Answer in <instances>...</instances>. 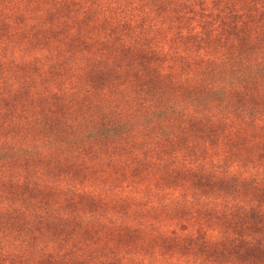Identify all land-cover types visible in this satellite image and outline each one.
Wrapping results in <instances>:
<instances>
[{
	"label": "rangeland",
	"instance_id": "1",
	"mask_svg": "<svg viewBox=\"0 0 264 264\" xmlns=\"http://www.w3.org/2000/svg\"><path fill=\"white\" fill-rule=\"evenodd\" d=\"M149 5L152 18L168 25L165 37L174 45L193 52L197 58L182 60L177 67L195 72L198 80L206 82L207 91L215 93V97H196L205 108L215 109L214 118L207 117L206 122L199 125L201 130L193 132L196 151H203L205 155L218 153L228 145L237 151L241 139H251L256 153H264V126L247 128L236 124L235 121L247 117L248 112L240 109L242 106L232 96L233 92L243 91L240 83H247L250 88L262 87L260 94L264 95V64L255 72L239 70L243 67L242 58L264 54V39L261 46H250L248 32L242 29L241 47L236 52V42L231 36L244 18L237 9L243 12L249 7L256 8L257 13H261L260 20L264 21V0H212L211 9L205 0H142L137 7L143 13ZM104 11L99 0H91V3L89 0H0V101L19 97L10 117L0 114V136L6 141L0 144V203L18 205L21 215L31 224H39L38 235L50 242L62 243L71 251L70 257L59 259L49 254L51 264H125L121 255L124 251L122 242L128 237L121 229L130 226L133 216L143 215L138 213L134 202L128 201L123 209L127 218L123 224L117 220L101 224L99 218L104 208L91 207L92 198L73 190L87 172L78 169V162L68 159L72 154L69 149L82 145L83 148L91 146L94 150H102L107 145L111 150L130 135L129 122L122 119L101 121L97 115L85 124L81 113L91 111L90 106L86 102L78 103L80 97L72 92L70 83L74 80L72 57L78 58L80 53L107 57L123 68L128 59H121L122 50L131 47L134 52L137 46L144 48L142 42L130 46L125 33L120 31L121 24L131 30V22L118 12L109 18ZM193 24L204 33L203 37L192 35ZM136 28L141 34H151L149 16L140 15ZM184 31L189 35L183 36ZM116 36L120 39L113 44ZM201 53L210 58L200 59ZM155 68V64L146 63L143 68L135 64L130 71L148 79V74ZM198 80L187 84L186 89L199 88ZM146 87L152 89L154 98L169 94L167 87L155 82ZM184 90L181 87L176 95L181 96ZM240 95L247 104L251 93ZM253 108V116L264 114V103L253 105ZM149 112L147 117L139 116L141 123H148L145 131L167 130L168 121L160 119L159 127L156 123L157 116L166 109L155 108ZM25 121L30 122L27 132ZM58 122L69 131L63 141L54 130ZM50 127L52 131H49ZM201 135L207 139H200ZM33 136L38 142L36 152L28 147ZM9 138L15 142H8ZM48 143L58 144L61 151L49 154ZM113 156L116 157V153ZM258 162L264 165V160ZM137 167L135 161L123 168L113 169L111 164L108 165L114 177H122L121 183L142 184L150 175V169L136 171ZM225 183L227 193L242 194L249 197L250 202L255 200L257 205L247 211L238 209L225 220L221 241L196 243L192 249L200 255L196 259L201 264H264V185ZM183 184L199 192L189 181L185 180ZM121 203L115 202L113 214L117 218ZM117 245H120L119 251L112 255Z\"/></svg>",
	"mask_w": 264,
	"mask_h": 264
},
{
	"label": "clouds",
	"instance_id": "2",
	"mask_svg": "<svg viewBox=\"0 0 264 264\" xmlns=\"http://www.w3.org/2000/svg\"><path fill=\"white\" fill-rule=\"evenodd\" d=\"M99 2L105 9V16L111 18L112 14L118 12L132 23L131 30L127 29L126 24H121L120 31L125 33L130 46L142 42L144 48L137 46L134 52L131 47L122 50L121 59H128L123 68L107 57L83 53L78 58L72 57V92L80 97L78 103L86 102L91 109L81 113L83 122L86 124L97 115L101 121L122 119L129 122L130 133L118 147L114 146L111 150L107 145L102 150H94L91 146L83 148L82 145L69 149L68 152L72 154L68 159L78 162V169L87 172L73 190L84 194L86 198H92L91 207L104 208L99 218L101 224H110L112 220L123 224L127 219L123 209L127 207L128 201L134 202L138 213L143 214L133 216L130 226L121 229L128 237L126 242H122L124 251L121 255L125 264H201L196 259L200 255L192 250L194 245L203 241L213 244L221 241L225 233V220L231 218L238 209L247 211L256 207L257 202H250L249 197L227 193L225 182L264 185V165L258 162L264 160V153H256V146L251 139H241L237 151H233V146L228 145L218 153L209 152L205 155L203 151L197 152L196 135L193 132L201 130L199 125L205 123L207 117L214 118L215 109L205 108L196 97H215V93L207 91L204 86L206 82L198 80L195 72L189 73L186 67H177L189 57L197 59L195 54L174 45L165 37L168 25L152 18L149 11L151 5L144 8L143 13L140 12L137 6L142 4V0ZM205 2L211 9L212 0ZM237 12L244 18L236 28L237 32L231 33L236 42V52L241 47L242 29L248 32L250 46H261V40L264 39L261 13H257L253 7L243 12L237 9ZM140 15L149 16L151 34H141L136 28ZM234 18L232 17L233 20ZM182 35L188 36L189 32L184 31ZM192 35L203 37L204 33L193 24ZM119 39L116 36L112 43L115 44ZM208 58L210 56L200 54V59ZM146 63L156 65L154 72L148 74V79L141 78L136 71H130L135 64L143 68ZM241 63L243 67L240 71L255 72L259 65L264 64V54L242 58ZM197 80L199 88L190 91L186 89L187 84ZM154 82L167 87L169 94L154 98L152 89L146 87ZM240 84L243 91L233 92L232 96L236 97L238 104L242 106L240 109L246 110L248 116L235 123L247 128L264 126V114L252 115L255 112L253 105L264 103V95L260 94L262 87L250 88L247 83ZM181 87L185 90L181 96H177ZM244 93H251L247 97V104L240 95ZM18 99L19 97L12 96L0 101V114L10 117ZM249 105L252 107H248ZM161 107L166 112L157 116V127L160 119H163L168 121L167 130L145 131L148 123L140 122V114L147 117L149 110ZM61 123L58 122L54 130L58 139L63 141L69 131L66 127H61ZM24 130H30L29 121L24 122ZM52 130L50 127L49 131ZM199 137L207 139L202 135ZM8 142L15 141L9 138ZM4 143L5 137L0 136V144ZM28 147L33 152L38 151L35 136ZM47 151L54 154L61 149L58 144L48 143ZM113 153H116V157L123 158L116 159ZM133 161L138 165L136 171L150 169V175L142 184L133 181L121 183L122 177H114L108 169L109 164L116 169L127 167ZM185 180L191 183L192 188L199 189V192L186 188L183 184ZM116 201L123 202L119 218L113 214ZM18 209V205L0 203V264H51L49 254L57 259L72 255L62 243L50 242L38 235L39 224H31ZM119 246L112 250V255H116Z\"/></svg>",
	"mask_w": 264,
	"mask_h": 264
}]
</instances>
